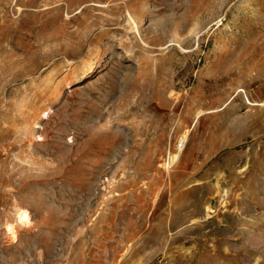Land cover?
Segmentation results:
<instances>
[{"label": "rangeland", "instance_id": "1", "mask_svg": "<svg viewBox=\"0 0 264 264\" xmlns=\"http://www.w3.org/2000/svg\"><path fill=\"white\" fill-rule=\"evenodd\" d=\"M263 102L264 0H0V264H264Z\"/></svg>", "mask_w": 264, "mask_h": 264}, {"label": "bare ground", "instance_id": "2", "mask_svg": "<svg viewBox=\"0 0 264 264\" xmlns=\"http://www.w3.org/2000/svg\"><path fill=\"white\" fill-rule=\"evenodd\" d=\"M240 91L242 92V93H245V91H243L242 89H240ZM245 96H246V93H245ZM246 99V102L248 103V104H254V103H251L249 100H248V98H247V96L245 97ZM261 106L262 107H264V102L261 104ZM186 137V136H185ZM184 137V138H185ZM181 142H184V139H183V135H182V137H181ZM175 161V158L173 157V155H171V156H169L168 157V161H167V163L165 162V164H164V167L166 168L167 167V169H168V167H169V165L171 164V163H173ZM167 165V166H166ZM199 186H202V182L201 181H195V182H193V183H190V184H188V186H187V188H186V190L188 189V188H191V187H199ZM225 188V187H224ZM217 189V188H216ZM220 189V188H219ZM185 190V189H184ZM218 190V189H217ZM219 192V191H218ZM186 193V191H184L183 192V194H185ZM228 192H226V194H227ZM229 194V193H228ZM227 194V195H228ZM185 195H187V194H185ZM181 196H183V195H181ZM185 197V196H184ZM222 197H223V195H222ZM222 197H219V198H222ZM227 197V196H226ZM218 198V197H217ZM185 200V199H184ZM226 200V199H225ZM224 200V201H225ZM222 204H223V200H222ZM224 210V209H223ZM209 211L211 212V213H213V211L211 210V209H209ZM209 212V213H210ZM207 216H209L208 214H207ZM18 220H19V222L23 225V226H28L29 224H30V218L27 216V215H24V214H19L18 215ZM180 250V249H179ZM192 250V249H191ZM178 251V250H177ZM189 252V251H188ZM179 254V253H178ZM182 254V253H181ZM187 255V254H186ZM190 255V254H189ZM169 256V255H168ZM175 256H176V254H175ZM191 256H192V254H191ZM172 257V256H171ZM190 258L191 257H189V258H185V256H181V257H179L178 259H176V258H174V259H172L171 260V264H189V260H190ZM170 261V260H169ZM191 261V260H190Z\"/></svg>", "mask_w": 264, "mask_h": 264}, {"label": "built area", "instance_id": "3", "mask_svg": "<svg viewBox=\"0 0 264 264\" xmlns=\"http://www.w3.org/2000/svg\"><path fill=\"white\" fill-rule=\"evenodd\" d=\"M183 147H184V142L178 144V148L183 149Z\"/></svg>", "mask_w": 264, "mask_h": 264}]
</instances>
